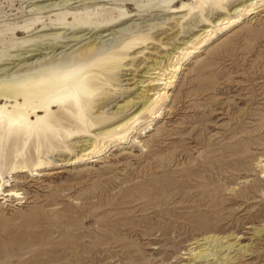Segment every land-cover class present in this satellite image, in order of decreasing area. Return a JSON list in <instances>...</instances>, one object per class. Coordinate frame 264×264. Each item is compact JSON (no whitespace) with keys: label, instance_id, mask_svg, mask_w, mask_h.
<instances>
[{"label":"rangeland","instance_id":"rangeland-1","mask_svg":"<svg viewBox=\"0 0 264 264\" xmlns=\"http://www.w3.org/2000/svg\"><path fill=\"white\" fill-rule=\"evenodd\" d=\"M164 1L0 0V40L11 38L3 26L45 13L36 11L44 5L69 3L83 10L89 3L100 6L101 15L124 6L136 16L108 31L112 35L78 32L85 35L80 41L55 45L57 54L68 57L93 44L111 49L139 33L152 38L117 75L116 95L106 107L112 112L128 97L145 95L140 81L148 82L144 72L153 59L162 60L205 28L201 20L189 26L201 15L181 10L182 0H175L177 14L161 7ZM238 3L224 12L207 9L205 16L216 21ZM60 32L66 33L61 41L75 36ZM47 34L52 32L20 34L16 43L34 39L44 44H38L42 53H50L56 41L43 37ZM7 43H0V54L10 49ZM207 47L184 64L169 90V112L140 138L145 148L131 140L110 147L97 163L76 166L66 165L73 156L55 154L54 165L41 171L63 173L4 175L6 190L20 196L0 195V264H264V13L246 18ZM4 63L2 69L24 64ZM29 151L35 158L33 147ZM210 236L216 241L205 240ZM201 250L211 256L196 259Z\"/></svg>","mask_w":264,"mask_h":264},{"label":"bare ground","instance_id":"bare-ground-1","mask_svg":"<svg viewBox=\"0 0 264 264\" xmlns=\"http://www.w3.org/2000/svg\"><path fill=\"white\" fill-rule=\"evenodd\" d=\"M234 1L236 0H195L193 3H187L182 0L181 10L193 15L194 12H199L201 15L189 26L195 28L196 23L203 21L205 28L196 31L199 33L192 34L179 46L174 43L176 46L170 53L164 54L162 60L153 59L154 63L144 72L146 76L143 78H148V82L140 81L145 88V95L141 100H129L128 97L123 105L117 104L112 112L110 110L113 108L109 110L106 107L110 104V97L116 95L117 75L127 65V59L135 50L145 46L152 38L139 33L121 40L111 49L103 50L93 44L83 53L74 55L73 52L68 57L61 55V52L57 54L55 45L57 42L80 41L85 35L76 36L75 33L78 32L89 31L87 35L109 33L124 20L136 15L130 16L131 13L124 6H118L112 12L101 15L100 6L87 3L84 4L87 6L85 9L78 10L74 9L76 7L70 8L69 3L63 8L65 4L56 2L36 10L45 13L34 14L33 18L3 26L5 34L10 32L11 38L8 41L0 40V43L4 45L5 42H11V46L0 54V181H5L4 175L12 174L13 177V174L28 171L41 177L63 173L41 171L54 165L51 156L55 154L66 153L73 156L66 160V165L76 166L87 162L97 163L110 147L126 144L131 140L138 147L145 148V143L140 138L145 136L147 131L154 129L163 113L165 116L169 112L166 106L171 96L169 90L177 82L178 74L184 70V64L191 63L194 56L201 53L205 47L225 36L246 18L264 13V0H238L239 3L228 10L227 15L219 17L216 21H211L205 16L207 9H219L224 12ZM175 4V0H165L161 7L172 11L171 14L180 13ZM115 13H118V19L113 17ZM62 30L71 31L70 35L73 33L75 36L61 41L66 34L61 33ZM44 32H52L43 37L52 42L56 41L55 44L50 43L51 47L48 49H54L50 53H42L44 49L38 46L41 43H34V39L16 43L20 34L32 37ZM107 33L102 34L101 38L108 37L113 32ZM3 34L1 32V35ZM74 47L75 45L68 50ZM14 51L27 52L12 55ZM23 55V58H19ZM37 56L40 57L35 60ZM7 60L24 64L2 69L1 67L8 64L4 63ZM100 100L106 102L99 105L97 103ZM133 109L135 110L130 112L131 114L123 115ZM143 125L144 128L138 130ZM133 134H138V137L132 138ZM79 139L77 146L71 145L72 141ZM30 147L34 149L35 158L29 151ZM75 148L79 150L76 151ZM260 163H264V160ZM261 167L264 168V164ZM39 170L40 172H37ZM14 180L18 179L14 177ZM2 192L5 198L20 196L15 189L6 190L0 182V195H3ZM215 237H206L205 240L215 242ZM231 248L233 245H227L226 249ZM216 252L218 251H214ZM209 256L211 254L201 250L195 258L207 260Z\"/></svg>","mask_w":264,"mask_h":264}]
</instances>
